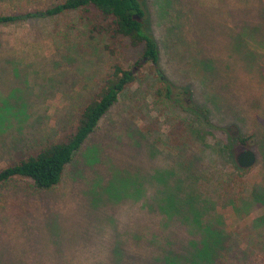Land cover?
Segmentation results:
<instances>
[{"label": "rangeland", "instance_id": "rangeland-1", "mask_svg": "<svg viewBox=\"0 0 264 264\" xmlns=\"http://www.w3.org/2000/svg\"><path fill=\"white\" fill-rule=\"evenodd\" d=\"M62 1L0 0L27 15L0 25V169L61 139L113 65L142 56L93 10L28 16ZM143 3L160 70L188 95L156 105L144 62L57 187L1 185L0 264H264V0Z\"/></svg>", "mask_w": 264, "mask_h": 264}, {"label": "trees", "instance_id": "trees-1", "mask_svg": "<svg viewBox=\"0 0 264 264\" xmlns=\"http://www.w3.org/2000/svg\"><path fill=\"white\" fill-rule=\"evenodd\" d=\"M76 10L85 12L93 10L96 14L95 18L101 20L98 25H95L101 34L107 33L112 38L128 37L134 46L142 44V56L133 63V66L116 62L96 97L80 109L77 121L64 131L61 139H48L28 157L1 168L0 186L16 177H25L32 180L33 185L38 189L51 190L57 187L62 181L66 167L88 141L101 119L119 100L120 94L136 81V70H140L144 62L151 63L160 78V83L155 86L152 92L156 105H164L173 99L183 101L182 97L188 95L185 88L175 91L169 82V78L160 70V51L155 37L146 29L147 12L143 0H64L48 6L45 10L29 12L28 16H56ZM25 16L27 15L23 13L0 14V25L14 23ZM199 109L197 110L199 116L203 117L207 124L216 127L207 118V110ZM222 129L225 130V128ZM249 137L240 136L238 141L240 144L246 145ZM230 146L231 142L228 147H225L228 148L226 150L230 151ZM197 177L198 180L199 174ZM199 187L200 193H202L203 188L200 185ZM197 213L202 214L201 207ZM214 237L218 241L223 238V235L218 232L215 233ZM213 253H210L209 260L213 259Z\"/></svg>", "mask_w": 264, "mask_h": 264}, {"label": "water", "instance_id": "water-1", "mask_svg": "<svg viewBox=\"0 0 264 264\" xmlns=\"http://www.w3.org/2000/svg\"><path fill=\"white\" fill-rule=\"evenodd\" d=\"M237 162L242 168H250L257 162V154L252 148H246L237 155Z\"/></svg>", "mask_w": 264, "mask_h": 264}]
</instances>
